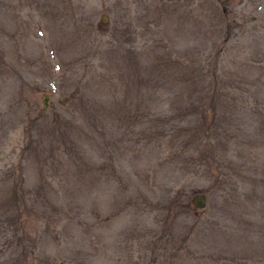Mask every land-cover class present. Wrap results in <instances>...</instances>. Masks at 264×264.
Masks as SVG:
<instances>
[{
    "label": "rangeland",
    "instance_id": "1",
    "mask_svg": "<svg viewBox=\"0 0 264 264\" xmlns=\"http://www.w3.org/2000/svg\"><path fill=\"white\" fill-rule=\"evenodd\" d=\"M0 264H264V0H0Z\"/></svg>",
    "mask_w": 264,
    "mask_h": 264
},
{
    "label": "water",
    "instance_id": "2",
    "mask_svg": "<svg viewBox=\"0 0 264 264\" xmlns=\"http://www.w3.org/2000/svg\"><path fill=\"white\" fill-rule=\"evenodd\" d=\"M46 97H47V93L43 92L41 94V106L45 107L46 106ZM193 204L195 207L197 208H201L204 205V200H203V196L201 194H196L193 196Z\"/></svg>",
    "mask_w": 264,
    "mask_h": 264
},
{
    "label": "trees",
    "instance_id": "3",
    "mask_svg": "<svg viewBox=\"0 0 264 264\" xmlns=\"http://www.w3.org/2000/svg\"><path fill=\"white\" fill-rule=\"evenodd\" d=\"M197 87L199 88V86H197ZM129 162H130V159H129ZM20 254L22 255V256H21V259H23V257H24V253L21 252ZM22 263H24V261H23Z\"/></svg>",
    "mask_w": 264,
    "mask_h": 264
}]
</instances>
